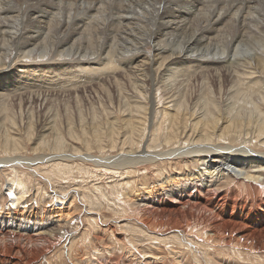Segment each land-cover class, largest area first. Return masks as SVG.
I'll return each instance as SVG.
<instances>
[{
	"label": "bare ground",
	"instance_id": "bare-ground-1",
	"mask_svg": "<svg viewBox=\"0 0 264 264\" xmlns=\"http://www.w3.org/2000/svg\"><path fill=\"white\" fill-rule=\"evenodd\" d=\"M74 8L79 12L73 13ZM229 20L233 25L230 28ZM99 34H103L100 50L95 51L94 42L85 38ZM116 42L126 48L130 42L135 44L126 50L127 54H120L115 51ZM146 44L152 47L151 52ZM124 56L128 57L124 69L112 66V61L106 63V58ZM57 57L64 58L59 61ZM99 57H104V62ZM27 62L32 64L29 67H41L43 71L52 64L53 69L71 75V79L91 72L109 79L119 71L128 78L125 83L131 86L132 96L124 101L120 122L104 126L105 122L101 124L94 118L87 129L84 120L89 118L79 116L69 121L73 131L68 126L62 133L55 115L46 119L35 134L26 126L7 123L2 105L7 97L0 95V169L14 173L8 189H2L0 182V254L6 249L3 260L14 251L23 254L28 250L34 259L39 258L67 232L70 236L77 226L80 228L81 220L72 225L76 219L72 199L77 198L85 207L88 198L76 189L61 195L63 192L50 179L55 169L61 170L63 179H69L73 168L66 162L77 160L103 166L107 172L117 167L127 172H132L131 168L135 172L151 168L155 176L152 184L145 181L136 192L146 203L139 206L138 219L152 234L151 241L168 245L180 237L193 246L189 238L195 236L203 239V246L209 249L214 242H221L224 246L235 244L264 251V0H0V72L15 63ZM25 72L32 71H18L13 78L23 80L12 84V78L7 87L13 85L15 91L37 94L54 90L65 80L61 75L54 82L50 75L46 77L49 81L41 84L34 76H22ZM207 73L209 80L216 81L215 87L206 85ZM199 74L203 76L199 77L203 80L201 87L188 96L189 83ZM104 83L108 84L106 80ZM125 83L121 78L113 81L120 96ZM28 143L35 146L30 156L26 155ZM115 149L116 155L107 154ZM97 151L100 156L93 154ZM47 167L52 172L45 170L44 178L60 203V208L48 213V220L59 214L57 229L60 233L66 231L61 237L58 234L59 239H54L57 229L49 234L36 229L30 235L28 231L16 232L6 222L16 212L22 221L36 213L45 225L46 216L41 211L32 213L23 207L30 189L20 169L41 177L38 170ZM152 168H157L156 173ZM229 187L231 197L224 201L223 189ZM97 189L103 193L101 187ZM185 191L187 194H183ZM249 221L255 222L250 225ZM128 223L123 226L128 228ZM1 227L10 229L4 231ZM28 235L33 242L26 248ZM173 249L169 251L182 256L181 251Z\"/></svg>",
	"mask_w": 264,
	"mask_h": 264
},
{
	"label": "rangeland",
	"instance_id": "rangeland-1",
	"mask_svg": "<svg viewBox=\"0 0 264 264\" xmlns=\"http://www.w3.org/2000/svg\"><path fill=\"white\" fill-rule=\"evenodd\" d=\"M21 2L22 1H20V3ZM75 10L77 9L74 8L73 13L79 12L78 10L77 11ZM229 22L227 26L230 28V26L233 25L231 20H229ZM125 34L124 36H126ZM100 35L101 34H99L98 37L93 36L94 38L92 37L85 38L86 41L89 43H90V39L91 41L94 42L92 46L94 47L95 51L100 50V45H101ZM148 35L149 36H147V39H149L151 36L150 34ZM113 37L115 38V35H113ZM128 44L130 47L131 45L134 46L135 43L130 42ZM117 46L119 47L117 48ZM114 47L116 50L113 48V51L115 50L120 54L121 52L122 54L124 53L127 54L126 52L128 51L126 50H129V47L126 48V46H123L122 43L118 44V42L114 43ZM256 48H261V46H257ZM146 49L147 50L149 49L150 52L152 51V47L147 44H146ZM88 52L91 51L89 50ZM13 55H15V52L13 53ZM63 58L57 57L56 59L60 61V59ZM99 58L100 60L101 59L103 60L102 62H104V57H99ZM127 59H128L127 56L116 57L110 60L106 58V63L112 61L113 62V63L111 62L112 66H115L119 69L122 68L124 69L125 66H127V62H128ZM37 60L39 61L40 59ZM19 65H25L27 67L19 68L18 67ZM28 65H32V64L28 62L24 64L15 63V65L6 68L0 72V95L7 97L3 99L2 105L6 110L4 111L6 112L5 116H7L8 124L12 123L16 126L23 125L22 127L26 126L27 130L33 131L35 133V131L38 132L40 130V127L46 122L45 121L46 119L50 118V116L53 119L56 115V123L58 130L62 133H66V127L70 126L69 121L77 120L79 116L82 117L83 120L84 118H89V119H85L87 122L84 120L87 129H90L91 126L89 125L91 124L89 123H91L94 118L96 120L98 119L97 121L100 120L99 122L101 124L105 122L103 123L104 126L107 125V122H113L116 120L121 121L123 119L122 110L124 108V101L125 100L128 101L132 96V91L130 88L131 86L128 85L129 83H125L127 82L125 80L128 78L123 76V73L117 71L115 72V74L108 76L110 81L112 80L111 81L112 83L109 81L107 76H102L103 78L98 77L92 72L87 75L86 74L75 75L73 80L69 78L71 75L68 74L66 75L62 73L59 69H53L52 64H49L48 68L50 69H47L45 71H43L41 67H29ZM39 65L45 67V65H42L41 63H39ZM100 67L103 68L105 67V65H102ZM20 70L32 71L29 73L25 72L26 74L22 76H31V77L34 76L36 78L35 81H38V83L41 84L47 83L49 79H46V77L50 75H51V79H53L54 82L57 81L58 77L61 75L65 76L64 78L65 80L63 81V84L61 86H58L54 90L46 89L43 90V92L42 91L37 92V94L18 92L15 91V87L13 85H10L9 88L7 86L9 85V83L15 84L23 80L22 78H18V77L13 78ZM200 75L201 74H199L194 78L192 77L194 80L191 79L189 83L190 86L189 88H187L188 96H190L189 94H195V92L197 93V91L200 89L201 83L203 82V80L200 79L203 76ZM209 76L210 75L207 73L206 74L207 79L209 78ZM12 78L13 81H10ZM68 78L71 80H69ZM115 78H121V81L125 83L124 86L125 88H123V91L121 90L122 92L121 96L120 94L118 95L119 91L117 92L115 88V84H113ZM123 78L124 81L122 80ZM105 80L106 83L108 82V84L104 83ZM215 83H216L215 80L208 79L206 85L209 88L210 86L215 87L216 86ZM243 83L244 82L242 81V84ZM109 84L110 86L108 87ZM50 85L54 86L53 82L52 83L50 82ZM127 85L129 88L127 87ZM161 105H163V100ZM92 113H96L93 114L94 117L92 116ZM30 120H32V122ZM28 123H31L30 124L31 126H28ZM70 128L73 131V128L71 126ZM23 138H25V136H23ZM74 144L77 145L75 142ZM27 146L28 147L26 149V155L28 156L33 155L32 149H34L35 146H33V143L32 144L28 143ZM117 153H118V149H115L113 151L110 150L109 152H107V154H112V155H116ZM93 154L100 156L99 151ZM66 163H68L69 166L73 168L70 171V176L68 177L69 179L66 180L63 179L62 178L63 176L61 177L60 174L61 170L58 169H55V171L51 174L50 179L52 180L54 179L53 181L56 182L57 188L60 190L61 193L63 192L61 195L67 194L68 190L76 189L79 192L81 191V193H83L82 197L88 198L87 200L88 203L85 206L86 208L81 202H78L77 198L72 199V201L76 205L74 206V212H73V215H75L76 218L74 220V223L76 222L77 225L78 221L80 222L81 220L79 224L80 228H78L77 226L73 231V233L70 235V238L76 235L73 238L72 243L61 246L58 242L55 241L54 245L48 250H46L43 256L41 255L39 256V258L37 257L35 259L33 253L31 254L32 256H30L28 250L26 252H23V254L20 251L19 252L14 251L15 253L12 252L10 256L6 258V260H3L2 254H6L4 253L6 250L5 249L0 254V264H16V261L23 263V260L26 261L25 264H43L44 263L43 259H47L50 262V264H264L263 250L257 252V250L242 248L238 245L236 246L235 244L231 246H224L222 245L223 243L221 242H214L213 243L214 246L209 245L211 247L209 249L208 245L203 246L205 244L203 242V239L199 240L195 236L194 239L192 237L189 238L192 239L191 243L193 246L191 245L188 246L187 244H185L182 241V239H180V237L177 239L178 241L170 240L168 245L164 244V243H168L164 241H162L163 243L161 242L160 244L156 243V241H151L150 236L152 234L147 231V228L145 226H143L144 221L142 222L140 219H138L139 218L138 211L140 210L139 206L144 207L146 203L142 200L143 195L136 196V192L139 188H142V184L146 182L152 184L155 176L151 174V168H148L146 172L143 170L142 171L137 170L135 172V170L131 168L132 172H127L117 167L114 169L111 168V171L109 170L107 172L105 169H103V166L100 167L93 166L91 164L82 163L79 160L70 161V162L67 161ZM50 168L51 167L41 168L40 170H38V172L40 171L41 174H43L42 176L44 178L46 175L45 170H47L46 172L49 171L52 172V169ZM152 169L156 173L157 168H152ZM20 171L22 172L20 173V176L26 180L27 186H29L30 194L33 195L36 192L35 195L39 194V196L45 197L48 194V196H50L49 193L51 192L52 189L50 186V182L48 180H46L45 178L44 179L41 178L42 176L41 177L32 176L33 174L29 170H25L23 168H21ZM5 174H7L6 175L7 177L5 176ZM13 174L14 173H12V171L8 172V170L4 168L0 169V180H1L0 182L2 183V189L4 190L8 189V185H9L8 181L14 177ZM127 184L130 185L126 187L125 185ZM97 187H101L104 195L103 193L102 194L100 193V190H98ZM123 189L126 193L123 191ZM223 190L226 191L225 193L226 195L225 194H224L225 196L222 195L221 198L224 201H227V199L229 200V198L231 197L230 192L232 191V188L229 190L227 189H223ZM253 191L255 192V190ZM187 192L185 191L183 192V194L185 193L187 194ZM212 192L214 191L212 190ZM122 194L125 195L124 196L126 197L125 200L127 199L126 202H123L124 197ZM242 197L246 198V194H243ZM262 198H264V196H262ZM2 202L3 204H5L6 199L4 198V201L2 200ZM261 204L263 206L262 212L264 213V202ZM235 208H237V206H235ZM237 209H239V207ZM88 211H92V212L94 211L95 213L90 214ZM12 214L13 213L11 212L10 216ZM41 215L45 217L43 213H41ZM221 215L222 217H225L223 214ZM12 217L8 218L7 221L6 220L5 221L9 222L12 225L10 226L11 228H13L14 230H18L16 231L18 233H21L22 231H28L27 234L34 235L35 233L34 231L37 229L36 232L42 231L43 233L46 232L45 234H49L50 233L49 231L51 229L56 230L57 227L55 226H59V223L57 222L59 218V214H55L53 216L52 221L48 220V216H46V222L44 226L41 225L42 224L41 218L36 213L31 214L28 217V219L26 218L23 221L20 219V216L17 212L16 215ZM256 218L258 219V217H252V219H256ZM0 220L2 219L0 218ZM127 221L130 223H128L129 224L128 228H125L123 225L127 223ZM235 221L236 220H234V222ZM254 222L249 221L248 224L252 225L254 224ZM31 223L32 225L30 227L28 224ZM26 226L29 227L25 230L24 228ZM10 227L8 228L1 227V229L5 231L10 229ZM40 227L41 229H39ZM56 232H58L57 237H54V239L58 238V236L60 235V231L58 229L56 230ZM61 233H66V231H61ZM182 237H184L185 239L187 238L186 235ZM26 238L29 241V243L25 245L26 248L30 246L32 247V244H30L33 242L30 239L31 237L28 235ZM62 238L65 237L62 236L59 240L61 241ZM24 240L25 239H23L22 244L24 243ZM151 243L153 245H151ZM180 244H184V246L180 247ZM171 246H173L175 250ZM169 249H173L176 252L181 251L183 257L177 256L176 253L169 251ZM131 250L134 251L135 253L134 252L132 253ZM26 253L29 255H27ZM16 254L17 256L20 254L22 256L17 257ZM48 254L50 255L48 256ZM24 255L26 258L24 257ZM154 255H156V257L159 258H156ZM149 256H153V257H149ZM31 260L32 262L28 263V261Z\"/></svg>",
	"mask_w": 264,
	"mask_h": 264
},
{
	"label": "built area",
	"instance_id": "built-area-1",
	"mask_svg": "<svg viewBox=\"0 0 264 264\" xmlns=\"http://www.w3.org/2000/svg\"><path fill=\"white\" fill-rule=\"evenodd\" d=\"M35 193L33 195L29 193V196L27 198L28 202L23 204V207H25L26 210H29V212L33 213L34 211L39 210L41 211V213L47 216L49 212H52L53 210L60 208V203L59 201H57L56 196L53 195L52 192L49 193V195H51L50 197L48 196V194L45 197H42V196L36 197ZM4 206L7 207L8 204L6 205L5 203ZM72 225H75L74 221L72 222ZM55 227L59 228V226H55ZM60 236H61V233H60ZM75 236L70 238L67 232L65 235V238H62L59 244L61 246L67 245L69 243L71 244ZM43 260H44L43 264H50V262L47 259H43Z\"/></svg>",
	"mask_w": 264,
	"mask_h": 264
}]
</instances>
